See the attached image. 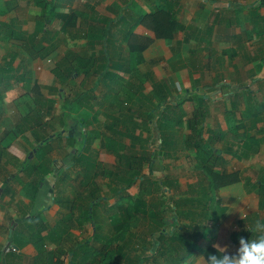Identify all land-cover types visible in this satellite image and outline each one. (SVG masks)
Here are the masks:
<instances>
[{"label":"crops","instance_id":"obj_1","mask_svg":"<svg viewBox=\"0 0 264 264\" xmlns=\"http://www.w3.org/2000/svg\"><path fill=\"white\" fill-rule=\"evenodd\" d=\"M102 1L106 2L103 5L105 17L94 8L90 0H0V114L3 113L6 117L4 123L0 120V126L3 125L4 129V134L0 133V141L11 142L14 134L8 133L12 130L10 125L13 124L16 129L19 123H24L22 116L25 110L33 108L34 96L30 90L35 89V83L40 85L42 96H47L48 104V101L54 103V100L48 97L52 94L60 95V90L50 88L49 76H52L55 82L53 68L60 67L59 63L66 58L65 37L67 32H70L67 28L75 30L81 20L78 11H84L86 31L92 27H104L109 34L104 42L100 41L103 36L88 40L84 33L79 35L72 32L74 44H91L93 47H99V50L106 46L104 51L110 62L112 77H119L116 74L124 72L138 76L140 80L133 89H110L107 86L99 98L96 89V96L92 99L94 102H91L94 112H103L100 116L105 118L110 117L111 113L113 117L118 118L116 125H138L137 134L142 132L140 125L147 122L151 127L156 125L160 137L164 136L172 142L168 154L163 152L164 155H158V158L172 161L191 159L199 174L200 170L204 171V167L212 169L216 174H237L238 180L222 185L216 190L218 214L221 222L223 221L221 231L226 232L233 243L234 240L239 243L242 236L247 239L262 234L261 230L253 229L257 221L264 222V0ZM157 9L174 15L175 25L169 36L158 37L154 30L138 22L144 13H152ZM92 13L94 15L91 16ZM67 14L74 15L71 22L68 20V25L72 23L70 26H67V18H64ZM130 27L134 28V34L139 36L132 39V42L141 45L150 39L149 45L137 53L136 57L130 53ZM34 40L45 47L55 46L51 55L43 57L37 54L32 47ZM86 55L90 57L91 63L89 67H81L78 77H84L91 67L92 73L95 72L96 75L101 70L96 69L94 64L97 58H91V52ZM85 61L87 59H83V62ZM127 61L129 64L125 63ZM104 67L105 65L102 69ZM148 80H152L151 88L144 89ZM58 85L60 86L59 82ZM45 89L52 94L47 95ZM82 92L88 94L86 90ZM81 99L83 102L79 101ZM75 101L80 102L78 107L87 103L83 97ZM122 114H125V117ZM7 119L9 124L6 123ZM94 119L99 120L95 116ZM193 126L196 127L195 130ZM39 131L40 133L27 130L22 135H27L29 141H38L42 134L46 133V129L43 127ZM123 131L130 137L136 133ZM166 132L168 135L165 137ZM191 136L194 137V142L202 139L203 142L210 143L209 147L204 146L201 153L197 152L193 145L186 147L185 142H188ZM175 142H182V149L174 151ZM8 150L10 149L0 143V152H7L6 155H0V159H10L13 156ZM152 154L154 155V151ZM100 157L103 158V155ZM105 157L116 158L110 153H105ZM198 158L202 161L199 162ZM12 160L1 164L3 169H0V173L8 174L13 170L16 163L11 162ZM163 166L164 164L161 165ZM199 166H202V169ZM21 167L23 164L15 175L24 173V167ZM162 172L161 181L165 182L166 191L176 190L177 180L168 181V176ZM199 179L209 184L205 175H199L195 182L188 183L186 190L189 192L198 189L199 185H202ZM30 180V193L28 191L27 195L31 194L32 197L26 199L20 208L18 206V210L12 206L15 204L13 198L18 199L14 189L4 194L1 192L4 182L0 187V195L8 194L6 205H10L8 213L11 212L14 219L27 214L26 218H30V222L39 215V212L34 213L32 209L42 202L41 190L35 184L30 186ZM140 186L139 184V190ZM53 202L41 203L43 209L40 207L38 210L45 212L37 221L43 220L48 229L58 226L66 215L62 213L64 207L61 202L55 201V198ZM6 213L4 210V213L0 214V246L4 243L3 237L7 233L5 226L9 219ZM183 219L191 220L189 215L181 220ZM51 220L54 223H51ZM236 220L241 227L235 224ZM28 225L21 226L23 230L19 232L15 228L17 233L14 231L15 234L9 241L0 247L1 253L6 254L5 262L24 264L18 263L17 260L25 259L27 255L32 256V263L34 259L37 260L35 244L29 240L28 233H23L26 231L24 228H29ZM11 230L13 231V228ZM46 233L48 231L43 230V234ZM207 235L208 231H205L201 244ZM7 244H11L13 248L9 249ZM225 245L230 248L229 254L235 253V247L240 246L237 244L232 247L227 243ZM53 261L58 263L56 259Z\"/></svg>","mask_w":264,"mask_h":264},{"label":"trees","instance_id":"obj_2","mask_svg":"<svg viewBox=\"0 0 264 264\" xmlns=\"http://www.w3.org/2000/svg\"><path fill=\"white\" fill-rule=\"evenodd\" d=\"M64 18H67V26L72 25V23L68 25V20L71 22L74 15L67 14ZM138 22H142L154 30L158 37L169 36L175 25L174 15H172V13L161 12L160 9H157L152 13H144ZM108 34L109 32L104 27H92L85 32V37H87L88 40H91L99 39L103 36V39H100V41L105 42ZM136 37L139 38V36L134 34V28L132 29V27H130L128 39L130 42V53L134 57H136L137 53L145 49L150 41L149 39V41L138 45L131 41L132 39H136ZM33 42L32 47L37 54H40L43 57L50 56L55 47L53 45L51 47H45L40 42L36 43L35 40ZM104 47L103 51L106 49V46ZM80 58L81 57L78 55L74 56L75 60H80ZM81 59H87V61L91 63L89 56ZM65 61L64 58V61L59 63L60 67ZM73 63L74 65L69 64L70 68L67 66L66 70L58 66L56 69L53 68L56 79L55 82H53V86H50L51 89H58V91L66 89L65 84L68 86L69 82L76 77L74 74L80 75L81 68L74 61ZM88 71L89 70L86 71L87 74L89 73ZM98 73H100V77L102 78L105 74V70L101 69ZM114 78L117 79V82L122 84L120 77L114 76ZM58 82L60 86L58 85ZM40 89V85L35 83V89L30 90L36 95L33 101V108L24 112V115L22 116L24 117V123H19L16 129H14L15 131L11 130L8 133L12 132L14 135H22L27 130H33L40 133L39 130H42L44 125L50 126L48 122L46 123L43 121L49 104L46 101L47 98L42 96ZM79 101L83 102L82 99ZM117 126L118 125L114 122L108 126V128L116 135L122 134L124 131L121 132ZM192 128L194 130L196 129L195 126ZM162 137V143L159 146V148L161 147L162 149L160 148L158 153L150 155L151 157L145 153L142 155L135 154L134 156L128 155L115 148L106 146L108 151L113 153L117 158L116 164L114 162L112 167L107 166V162L103 161L104 159L100 157V153L99 156L95 155L92 152V148L88 146L84 147L85 149H83V151H77L74 160L76 164L80 165L81 169H83L82 172H80V180H82H79L77 186L71 182L72 179H76L77 177L70 178L71 171L67 170V168L61 169L57 174L55 173V180L58 182L56 183L57 186H62V181H65V179L67 182L69 181V184L66 185L67 187L65 189L62 188L59 194L54 195L55 201L61 202V205L64 208H68L69 214L63 216L61 223L54 229L50 228L49 232L46 234H43V230L47 229L43 220H38L35 222L34 226L33 224H29L31 228H28L29 232L27 235L29 236V240H31L36 246L38 252L36 261L38 264H45L46 254L44 255V253L45 246L48 243L57 245L54 252L48 253L49 259H51L50 256H52L53 260L56 259L58 263H62L63 261L60 257L72 254V262H74V264H157L159 257L161 258V256H166L167 254L170 255L171 258L170 262H166L167 264H181V262L190 256V254L198 250V247L201 245L198 240L194 242L190 239H185V233L188 228L192 229V226H198L195 217H193V213H196L197 216L204 215L205 211L202 210L201 204L203 202L210 203L213 200L214 197L210 195L209 190L204 189L203 184L199 185L198 189H194V191L192 190L194 196L196 195V192H198V196L181 198L179 200L173 199V204L166 192L164 181H148L149 183L151 182V184L157 185V187L153 188L146 186L143 181L149 177L144 175L140 176V172L143 170V166L146 162H149V164L153 166L158 155L159 157L164 155L163 152L165 155L168 154V147L172 142L166 140L164 136ZM50 139L51 138L42 139V142L35 146L37 149L35 157L23 161L24 172L25 170L26 172H31L29 175L31 178L30 186L33 184L39 186L45 176L56 169V159L48 155L50 150L53 149ZM132 139V141L138 140L134 138ZM84 142H86V139ZM70 143L74 145L71 140ZM174 144L176 147L179 145V142H175ZM185 144H187L186 147L192 145L191 142ZM204 146L202 139L193 143V147L199 153H201ZM6 154L7 152L5 151L0 152V155L2 156ZM10 160L11 159L9 158L1 157L0 169H3L1 166L3 162L6 163ZM122 163L128 165L129 171L127 172H129L131 177L121 179L120 181H125L126 184L123 185L121 182H118V186L112 189V195L114 197L117 193L121 192L122 194L116 196L115 203H111L107 200L109 199L108 197H103V189L97 178L114 172L113 168ZM199 167L202 169V166ZM150 168L153 170V167ZM202 170L204 171H199L200 175H207L206 178H208L209 184H214L215 190L222 185L238 180L237 174L234 173L216 174L212 169H209V172L207 171V168ZM68 175H70V177H68ZM91 177L93 180L89 186L88 179ZM138 178H141V182H143L141 183V193H138L137 197H135L127 191V188L133 186ZM112 182L116 181L113 180ZM199 182H201V179H199ZM7 185L8 182L5 181L3 188L7 187ZM121 186H124L125 188ZM70 187L75 194H68ZM56 190L59 191V188ZM153 190L157 193L156 198L152 200L148 199L150 197H148V193ZM123 191L126 193H123ZM203 191L207 197H202L200 195ZM87 205L90 207L88 208ZM185 205L188 206V209ZM101 207L104 212H101ZM77 209H79L81 213L75 215L74 211ZM195 209H197V211H195ZM188 215L191 219L190 223H187L186 225L180 224V220ZM36 220L37 219L35 218L33 219V221ZM92 220L95 222L94 225L92 224L94 228L93 234L88 238L79 239V236L76 235L75 227L82 226L86 221L92 222ZM108 221L109 224L106 225ZM142 222L145 223L144 227L140 228L142 233H136L135 229L138 228V225L140 226ZM205 226L207 225L204 223V227ZM198 232H200V229ZM23 233L25 232L23 231ZM201 236H205V231ZM175 240L179 241L177 245L173 243ZM185 240L186 242H184ZM180 241L188 246L186 247V245L182 243L180 244ZM189 244L192 246H189ZM171 251L174 253L170 254ZM173 254L175 255L173 256ZM203 254L208 263V257L210 254H216L219 256L225 253L219 248L209 245L205 248Z\"/></svg>","mask_w":264,"mask_h":264},{"label":"rangeland","instance_id":"obj_3","mask_svg":"<svg viewBox=\"0 0 264 264\" xmlns=\"http://www.w3.org/2000/svg\"><path fill=\"white\" fill-rule=\"evenodd\" d=\"M81 1H89V0H81ZM90 2H93V6L94 8H97L98 11H100V14L102 15V17H105L104 15V7L103 5H105L106 2H103L102 0H90ZM103 3V4H102ZM75 5V4H74ZM94 15V13L91 14V16ZM78 16L81 19L80 23H78V26H76V29L72 31V28H68L70 30V32H67L66 35V58H65V63L63 65H61V68L66 70L67 66L69 67V64H73V61L81 68H85V67H89L90 62L85 61L83 62V60L81 58L83 57H87V53L89 54L90 52L93 54V56H91V58L95 59V57L97 58V60L95 61V66L96 69H102V66L105 65L104 70H105V74L104 76L101 78L100 76H98V72L97 75L94 73H92V70L90 68V72L88 74H85L84 77L83 76H77L76 74H74V76H76L75 78H73L68 86L65 84L66 89L61 90L60 91V95L59 94H52V96H50V98L48 97V99H53L54 103L52 101H49V105L47 108V113L46 115H44V122H48L49 123V127L43 126L44 129H46V133H43L41 136V139L39 138L38 141H29L27 140L28 136H24L21 134L18 135H12V141H0V143L2 145H4L5 147H7V149L10 152V154H13V156L10 158L13 163H16V165H13V170L11 172L7 173H0V187L2 185V183L5 181L8 182L7 187H5L2 191L0 188V191L2 193L5 194L6 191H10L12 188L15 191L16 197L18 198L17 200L15 199V197L13 198V202H15V204H12V206L18 210V206L19 208L21 207L20 205L26 201V199H30L32 197L31 194L27 195L28 191L30 193V189H28V182L30 180V173L31 172H21L23 174L21 175H15V172H17L19 170V167L22 166L23 161H27L28 159L34 158L36 153H37V149L35 148V146H37L40 142H42V139H46L45 137H47L48 139L51 138V144L53 146V149L50 150V152L48 153V155L52 158L56 159V165L55 168L50 174H48L45 179L41 182L43 183L41 185H39V189L41 190L40 192V197H42V202H40V204H44L45 201L48 204H53V198H54V194H59L60 190L62 188H66L67 184H69V181L67 182V180L65 179V181H62V186H57L56 180H55V173L57 174L58 171H60L61 169L67 168V170L71 171V177L70 175H68V177L72 178V177H77L76 179H72V183L75 184V186L78 185V182L80 180V172H82L83 169H81V166L76 164L74 158H75V154L77 151H83V149H85L84 147H90L92 148V152L95 155L99 156L103 155V161L107 162V166L112 167L115 161H117V158H107L105 157V153H110L113 154L111 152L108 151V147L111 148H115L117 150H119L122 153L128 154V155H142L143 153L147 154L148 156L152 155L153 151L154 153H158L160 148V135H159V131L158 128L155 127H151L148 125V122L146 124H143L142 126L140 125L142 132L140 134H137L136 129L139 127L138 125H118V129L121 130V132H123V130H127V131H135V134H132L131 137L125 135V132H123L122 134L116 135L112 130H110L108 128V126H110L111 124H113L114 122L116 123V118L117 117H113L114 115H112L111 113H109L110 117H104V116H100L103 115V112L99 111L98 113L94 112V105H92L91 102L92 99H94V97L96 96V89H98V98L103 94L102 92L105 90V88L107 89V86L110 87V89H121V87H123L122 89H133L135 86L138 85V82L140 81L138 76L135 77L132 73V75H130L129 73H124V72H120L116 75H118L121 78L122 84H120L119 82H117L115 78H113L112 74L110 72H112L109 69V65L110 62H108V56L106 55L105 52H103L102 50H99V47H93L91 44H85V45H80V46H76L73 42V38H72V32L75 34H83L85 35V29H86V25L87 23L84 24V22L86 21L84 19V11H78ZM85 20V21H84ZM84 28V30H82ZM67 30V31H69ZM109 52V49H108ZM113 52V51H112ZM73 53V54H72ZM99 53V54H98ZM114 53V52H113ZM70 54V55H69ZM82 54V55H80ZM78 55L80 58L79 59H74V56ZM116 55V54H115ZM132 57V56H131ZM106 58L108 60H106ZM78 60V61H77ZM77 61V62H76ZM126 64H129V62H125ZM108 66V67H107ZM70 68V67H69ZM113 73V72H112ZM22 76V75H21ZM28 81V80H27ZM53 78L51 76H49V83L51 84V86H53ZM152 80H148L147 85L144 87V89L147 87V89L151 88V84ZM47 95L50 94L48 91V89H45ZM48 90V91H47ZM86 90L88 91V94H84L83 92L81 93V91ZM16 91H18V89H16ZM50 94V95H51ZM33 96L35 98V94L33 93ZM83 97L85 102H87L85 105H83L82 107H78L80 102H76L75 99H79ZM47 98V96H46ZM95 104V103H94ZM93 107V108H92ZM51 108V109H50ZM92 108V109H90ZM49 110V112H48ZM26 112L29 111V109L27 108L25 110ZM131 113H136V111H132V110H128ZM123 111H119V113H121ZM125 112V111H124ZM98 114V116H97ZM116 114V112H115ZM0 120L1 123H4V120L6 117H4L3 113L0 114ZM66 115V116H64ZM125 117V114H122ZM98 117V121H96V119H94ZM62 119V121H61ZM118 119V118H117ZM64 121V125L61 126V124H63ZM121 122V121H118ZM0 123V124H1ZM6 123L9 124V119L6 120ZM123 123V122H122ZM133 123V122H131ZM60 124V126H59ZM180 124V123H178ZM177 124V125H178ZM10 127L12 128V130H14L13 124L10 125ZM6 128V127H4ZM16 128V127H15ZM155 128V129H154ZM3 125L0 126V133L4 134L3 131ZM15 131V130H14ZM29 132V131H28ZM34 133V132H33ZM61 133V134H59ZM184 133V132H183ZM178 134H180L178 132ZM168 135V132L165 133V137ZM29 136H31L29 134ZM180 136V135H179ZM140 137V138H139ZM93 138V139H92ZM138 139L135 141H132L133 139ZM86 139V142H84ZM92 139V140H90ZM159 139V140H158ZM70 140L72 143H74V145H72L70 143ZM137 141V142H136ZM188 142H191L192 145L194 143V137H192L190 140H188ZM106 143V144H103ZM187 143V141L185 142ZM87 144V145H86ZM104 145V146H103ZM182 142H179V145L175 147L174 151H178L179 149H182ZM187 145V144H186ZM205 147H209L210 143L208 142H204ZM110 149V148H109ZM162 149V148H161ZM169 149V147H168ZM107 151V152H106ZM104 153V154H103ZM19 155L18 157H15ZM210 155V154H208ZM211 156V155H210ZM151 157V156H150ZM201 157V155L199 156ZM196 160V159H195ZM199 162H201V158L197 159ZM198 162V163H199ZM212 162V160H211ZM162 163V164H161ZM195 163H197L195 161ZM163 167H161V165H163ZM205 165H203L204 167ZM153 167V170L150 168ZM23 168V167H21ZM205 168V167H204ZM181 169V171H180ZM206 169V168H205ZM22 170V169H21ZM114 172L109 173L106 176H99L97 178L98 182L101 184L102 186V194L103 197H108L109 202L111 203H115L116 201V196H119L120 193H117V195L114 197L113 191L112 189L116 186H118V182H121V184H126L125 181H120L121 179H125L128 177H131V175L129 174L128 170V165L127 164H118L116 167L113 168ZM209 170V169H207ZM162 171H164L166 174L163 175H167L168 178L167 180H171V181H175V179L177 180L178 184V188L175 189H171V190H167L166 192L168 193L169 199L170 201L174 204V201H172L173 199L175 200H179L181 198H192V197H196L198 196V192H196V195L194 196V189L193 191L188 192L186 189L188 188V183L191 184L193 182H195V180L197 179V177L200 175L197 171V166L192 164L191 159L188 158H181L179 160H175L172 161L170 159H161L158 158L157 161L153 164V166H151L149 164V162H146L143 166V170L140 172V176L144 175L146 177H149L145 180H143L146 184V186H150V187H157L156 184H151V182L149 183L148 181L150 180H161L163 179L162 177ZM169 173V174H168ZM19 174V173H18ZM166 176V177H167ZM207 176V175H205ZM142 178V177H141ZM141 178H138L135 183L133 184V186L127 188V191L132 194L133 196L137 197V194L141 193V189L139 190L138 186L139 184L141 185ZM82 180V179H81ZM80 180V181H81ZM92 177L88 179L89 182V186L92 183ZM113 180H115L116 182H112ZM201 184H203L204 189L209 190L210 195L213 198V200L210 203H206L203 202L201 204V208L202 212H204V215L202 216H197L196 213H193V217H195L196 220V224L198 226H192V229L188 228L186 234L185 239H190L191 241H196L198 240V242L201 244L202 239L204 236H201L202 233L204 231H208V235L206 236V238L203 240L204 243L200 245V247H198V250L194 251L192 254H190V256L188 258H186L183 262H181V264H208L207 260L203 254L205 248H207L209 245L215 246L217 248H219L220 250H222L224 253L225 251H227L225 254L226 255H233L234 253L229 254V249L228 247H226V243L229 246H234L239 244L238 242H236V240H233L228 237V235L226 234V232L221 231V226H223V221L221 222L220 220V215L218 214V204H217V188L215 190L214 188V184L210 185L207 184L206 182H200ZM193 185V184H192ZM210 185V186H209ZM124 187V186H121ZM141 187V186H140ZM38 188V187H37ZM54 188L58 189L59 191H57L56 189L54 190ZM125 188V187H124ZM78 189V188H77ZM196 191V190H195ZM12 193H14L12 191ZM74 192H72V188H69V193L70 195H73ZM123 193H126L125 191H123ZM205 192L203 191L200 195L202 197L206 196L204 194ZM0 195V214L7 212V218L9 219V222H6V234L3 237V239L5 240L4 243L6 244L7 241H9L10 237L12 235H14L15 233L19 232V230H23V225L26 226L29 223L30 224H35L36 221H29L30 218H26L27 214H24V216H19V219H14L11 216V212L8 213V210L10 211V205H6V201H7V196L6 195ZM75 194V193H74ZM156 192L153 190L152 192L148 193V199H155L156 198ZM207 197V196H206ZM16 200V201H15ZM103 201V199H102ZM45 204L46 206H48V204ZM37 205V207L33 208L32 210L34 211V213H38L39 215H37L35 217V219H40L43 215V212L45 211H38L39 208L41 207V209H43V206ZM181 205V204H180ZM186 208L188 209V206L185 205ZM82 207V206H80ZM87 207L89 208L90 206L87 205ZM185 208V209H186ZM27 209H29L27 207ZM101 212H104V210L102 209V207L100 208ZM29 211V210H28ZM27 211V212H28ZM64 214H69L68 208H64L63 209ZM195 211H197V209H195ZM42 213V214H41ZM75 215H78L81 213V211H79V209H77L76 211H74ZM21 214V213H18ZM41 215V216H40ZM57 216V214L55 215ZM249 216V215H248ZM24 217V218H23ZM56 218V217H54ZM173 220V219H172ZM208 220V221H207ZM17 221V222H16ZM207 221V223H206ZM28 222V224H26ZM51 223H54L53 220H51ZM189 224L190 221L187 220H180V224L182 225H186ZM199 223V224H198ZM204 223L205 226L204 227ZM109 224V221L106 225ZM144 224L142 222V224H140V226L138 225V228L135 229L136 233H142V230L140 228L144 227ZM235 224H237V226L239 227V223L236 220ZM203 225V226H202ZM254 225V224H252ZM22 226V227H21ZM28 227L30 228V225H28ZM241 227V225H240ZM244 227V226H242ZM13 228V231L11 230ZM18 229L17 232L14 229ZM26 229V231L24 230L25 233L29 232V229ZM93 225L92 222L90 221H86L82 226H76L75 230H76V235L79 236V239H84V238H88L90 235L93 234ZM200 229V232H198V230ZM240 229V228H239ZM10 231L13 233H10ZM15 231V233H14ZM45 232L48 231L49 229H45ZM223 234V235H222ZM221 236V238H220ZM201 237V238H200ZM226 241V242H225ZM186 242V240L184 241ZM184 242L180 241V244H184ZM4 243H1V246H3ZM173 243H175L176 245L179 243L178 240L173 241ZM8 245V246H7ZM6 246L9 247V249L13 248L11 246V244H7ZM68 245V244H67ZM66 245V246H67ZM186 245V244H184ZM0 246V247H1ZM51 246V247H50ZM57 245H54L52 243H49L47 247H45V253L46 257H45V264H55L56 262L53 261V257H51V259H49L48 257V253H50L51 251L55 250V247ZM188 245H186L187 247ZM189 246H192L191 244H189ZM228 248V249H227ZM239 248V245H237V247H235V249L237 250ZM141 249V248H140ZM54 252V251H53ZM134 252V251H131ZM138 252V251H137ZM174 253L173 251H171L170 254ZM176 254V252H175ZM173 254V256L175 255ZM6 257L5 253H1L0 254V264H9V262H5L6 260L4 259ZM72 254H67L64 255L63 257H60L61 260H63L62 264H74V262H72ZM25 258V257H24ZM32 256L27 255V257L25 259L19 258L17 260L18 263H24V264H38V262L36 261V259L33 260L32 263ZM71 259V260H70ZM171 258L170 255H166V256H161V258L159 257L157 264H167L166 262H170ZM10 263H13L10 261ZM42 264V263H40ZM58 264V263H56Z\"/></svg>","mask_w":264,"mask_h":264},{"label":"clouds","instance_id":"obj_4","mask_svg":"<svg viewBox=\"0 0 264 264\" xmlns=\"http://www.w3.org/2000/svg\"><path fill=\"white\" fill-rule=\"evenodd\" d=\"M253 230H261L262 234L247 239L242 236L233 255L210 254L208 264H264V222L257 221Z\"/></svg>","mask_w":264,"mask_h":264},{"label":"water","instance_id":"obj_5","mask_svg":"<svg viewBox=\"0 0 264 264\" xmlns=\"http://www.w3.org/2000/svg\"><path fill=\"white\" fill-rule=\"evenodd\" d=\"M92 224H93V225L95 224L94 220H92Z\"/></svg>","mask_w":264,"mask_h":264}]
</instances>
